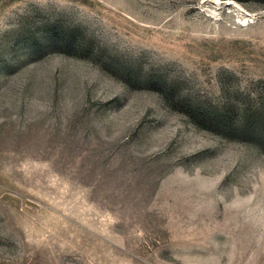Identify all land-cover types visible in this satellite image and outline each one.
I'll use <instances>...</instances> for the list:
<instances>
[{"label":"rangeland","instance_id":"374dc122","mask_svg":"<svg viewBox=\"0 0 264 264\" xmlns=\"http://www.w3.org/2000/svg\"><path fill=\"white\" fill-rule=\"evenodd\" d=\"M262 87L264 0H0V264H264V150L183 111Z\"/></svg>","mask_w":264,"mask_h":264},{"label":"trees","instance_id":"16d2710c","mask_svg":"<svg viewBox=\"0 0 264 264\" xmlns=\"http://www.w3.org/2000/svg\"><path fill=\"white\" fill-rule=\"evenodd\" d=\"M67 41L64 38L63 42ZM185 105L184 113L197 127L228 140L257 144L264 150V87L257 90L253 99L244 102L242 109L237 103L216 110L187 103Z\"/></svg>","mask_w":264,"mask_h":264}]
</instances>
